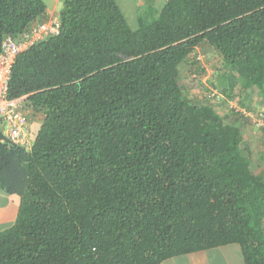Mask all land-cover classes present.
Listing matches in <instances>:
<instances>
[{
    "label": "trees",
    "instance_id": "16d2710c",
    "mask_svg": "<svg viewBox=\"0 0 264 264\" xmlns=\"http://www.w3.org/2000/svg\"><path fill=\"white\" fill-rule=\"evenodd\" d=\"M53 17L58 35L11 68L32 125L28 143L0 131V188L18 198L0 264H161L228 244L264 264V168L246 140L255 128L264 148L248 117L264 119V0H163L134 28L117 0L50 17L0 0V47Z\"/></svg>",
    "mask_w": 264,
    "mask_h": 264
},
{
    "label": "built area",
    "instance_id": "2783aa9c",
    "mask_svg": "<svg viewBox=\"0 0 264 264\" xmlns=\"http://www.w3.org/2000/svg\"><path fill=\"white\" fill-rule=\"evenodd\" d=\"M59 33L56 17L32 27L22 34L18 40L9 37L2 41L0 47V131L14 144L28 143L30 129V113L25 109L26 96L16 99L8 98V85L11 68L19 53L26 50L36 41ZM255 126L264 127V119L248 114Z\"/></svg>",
    "mask_w": 264,
    "mask_h": 264
},
{
    "label": "crops",
    "instance_id": "0c3cea01",
    "mask_svg": "<svg viewBox=\"0 0 264 264\" xmlns=\"http://www.w3.org/2000/svg\"><path fill=\"white\" fill-rule=\"evenodd\" d=\"M42 1L46 5L47 14L49 17L56 15L62 6V0ZM133 1L117 0L120 7L128 5L133 8H138V3ZM162 1L163 0H161V3ZM144 2L147 4H152L153 0H145ZM30 124L32 125V118L30 120ZM259 160H262V162ZM255 161H253V167L256 169L259 167V171H261L264 168V160L262 159V156ZM17 210L18 198L16 196L6 194L0 188V232L13 223L17 215ZM161 264H245V262L240 246L238 244H228L208 250L193 252L188 255L175 256L163 261Z\"/></svg>",
    "mask_w": 264,
    "mask_h": 264
},
{
    "label": "rangeland",
    "instance_id": "374dc122",
    "mask_svg": "<svg viewBox=\"0 0 264 264\" xmlns=\"http://www.w3.org/2000/svg\"><path fill=\"white\" fill-rule=\"evenodd\" d=\"M134 1L138 3V5H137L138 8H133V7H130L128 5H126V6L124 5L123 7H121L122 10H123V13L125 14L128 22H129V24L131 25L132 28L136 27L137 17H143V18H145V21H151L152 17L154 16V11H156L161 6V0H153L152 4H150L151 7H149L148 4L147 5L144 4L145 0H134ZM198 52H199V54L201 56V59H202L204 51L199 50ZM203 66L206 67L205 68L206 72L202 76V83L208 84V86H209V79L212 77L211 76L212 75V70L205 63L203 64ZM217 109L218 110H224L225 106L219 105ZM35 118H36L37 121H39V117H35ZM246 140L250 144L249 147L252 150V154H251L252 160L253 161L258 160L259 157L264 154V148L262 146H259V141H258L259 138H258V135H257V129L254 128V131L252 129L248 130V134H247ZM260 162H262V160ZM254 169L256 171H259V167L257 169L254 167ZM263 223H264V221H263Z\"/></svg>",
    "mask_w": 264,
    "mask_h": 264
}]
</instances>
